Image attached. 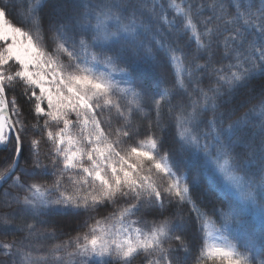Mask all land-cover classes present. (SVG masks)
Segmentation results:
<instances>
[{"label": "snow or ice", "instance_id": "snow-or-ice-1", "mask_svg": "<svg viewBox=\"0 0 264 264\" xmlns=\"http://www.w3.org/2000/svg\"><path fill=\"white\" fill-rule=\"evenodd\" d=\"M0 152V264H264V0H0Z\"/></svg>", "mask_w": 264, "mask_h": 264}, {"label": "trees", "instance_id": "trees-1", "mask_svg": "<svg viewBox=\"0 0 264 264\" xmlns=\"http://www.w3.org/2000/svg\"><path fill=\"white\" fill-rule=\"evenodd\" d=\"M184 40L186 41L187 40V37H184ZM191 46L194 49L195 48V43L192 42V45ZM200 63H203V61H200ZM136 72H137V75L138 76H140L141 78L143 77V73H144V70L143 69L136 68ZM195 78L199 79L200 78V74L197 73ZM207 84H208V78H205V80H204V86H207ZM191 91H192V89L189 88V92H191ZM180 95H182L183 98H184V100H185V102H187V100L189 99L188 94L181 92ZM173 103H176V100H173ZM165 112H167V109H165ZM3 155H4V153L3 152H0V156H3ZM4 166H6L5 163H4V161L3 160H0V170H2V168ZM9 183H10V181H9ZM4 187L6 188L7 185H5ZM0 192H2V190H0ZM108 210L110 211L111 209H108ZM252 219H253V222H257L258 223V221L254 217ZM72 234L75 235L74 232ZM66 238H67L66 235H61V236H59V238L57 240H47V241H44L43 243L46 244V245L52 244V243H59L60 240L66 239ZM0 239H4V237H0ZM7 239H12V237L9 236V237H7Z\"/></svg>", "mask_w": 264, "mask_h": 264}]
</instances>
